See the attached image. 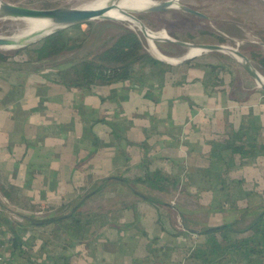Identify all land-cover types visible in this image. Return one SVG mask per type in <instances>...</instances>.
<instances>
[{
  "label": "crops",
  "instance_id": "crops-1",
  "mask_svg": "<svg viewBox=\"0 0 264 264\" xmlns=\"http://www.w3.org/2000/svg\"><path fill=\"white\" fill-rule=\"evenodd\" d=\"M161 62L135 70L128 81L91 89L67 85L68 76L53 80L39 64L0 65V189L7 188L8 199L0 192V258L194 264L187 258L205 237L172 229L166 210L163 228L146 196L201 227L252 220L264 205V150L228 164L226 172H219L222 165L210 175L207 169L213 141L222 135L240 131L264 148L263 91L246 74L230 78L228 63L213 73L198 60ZM220 156L230 161L227 152ZM157 172L173 179L165 191L134 181ZM203 195L209 201L198 203ZM72 208L78 222L23 223L62 218ZM5 222L22 223L15 226L20 251L13 252Z\"/></svg>",
  "mask_w": 264,
  "mask_h": 264
},
{
  "label": "trees",
  "instance_id": "trees-1",
  "mask_svg": "<svg viewBox=\"0 0 264 264\" xmlns=\"http://www.w3.org/2000/svg\"><path fill=\"white\" fill-rule=\"evenodd\" d=\"M89 26L90 22H85L56 31L25 48L17 50V55L14 57L0 52V62L5 63L11 60V64L8 67H12L14 64H18L16 59H14L16 56L23 55L27 58L26 54L28 53L30 56L29 61H23L25 60L23 59L21 63L26 65L39 64L42 66L52 63V67L50 66L51 64L49 66L54 68L56 66H54L52 61L67 53L81 49L82 42L77 40L78 38L84 39L86 37L83 29ZM169 35L180 41L173 32H169ZM216 40L218 44L224 43L222 38L216 37ZM105 47L100 53L92 56L86 55L85 58L71 63L67 68L59 73H54V75L59 76L60 81L63 78V82L65 81L64 76L70 77L71 80L66 83L67 85L91 89L97 86H107L121 81H128L133 78L135 70L143 69L146 65L162 64L161 61L144 50L141 40L131 30L125 29ZM250 55L258 68L264 73V53L262 51H254ZM260 150H264V148L246 142L245 136L240 131L222 135L213 141V145L210 148L209 157L211 159L209 160L207 175L214 173L217 169H213V167L219 165H222L219 172H226L228 164H242L246 159L253 158L256 152ZM223 151L227 152L229 162L227 160L221 161L220 154ZM167 180L160 177L157 172L151 176L147 174L143 178H137L134 181L151 184V188L154 190L165 191L168 186L167 183L173 181V179ZM119 181L126 182L122 179ZM107 185L108 180H103L97 190L104 189ZM6 190L7 188L3 186L0 192L2 197L8 200L4 192ZM148 197L146 196V200L155 205L159 214L158 222L163 228L165 227L162 219H160L162 216H160V213H164L162 210H166V212H170V214L166 213L168 214L166 219L172 229L176 228L185 233L205 237L204 244L190 253L187 258L189 261L192 260L191 262L194 264H221L225 262L250 264L253 261L264 264V205L254 212V217L246 224L245 221H235L230 223L222 222L216 227H201L182 212L171 209L169 205L166 206L164 203L152 199L151 196ZM76 210V208H72L62 218L45 219L43 221L29 218L23 220V223L32 226L59 225L66 218L71 219L72 223H75L78 222ZM248 214L249 212L247 211L242 212L243 218L245 219ZM5 223L8 224L7 231L10 236L9 240L13 243V252H16V250L20 251L21 242L18 236L15 235V226L22 223Z\"/></svg>",
  "mask_w": 264,
  "mask_h": 264
},
{
  "label": "rangeland",
  "instance_id": "rangeland-1",
  "mask_svg": "<svg viewBox=\"0 0 264 264\" xmlns=\"http://www.w3.org/2000/svg\"><path fill=\"white\" fill-rule=\"evenodd\" d=\"M1 1L7 4L36 10L66 8L78 11L82 10V8L92 0ZM153 1L158 5L166 0ZM181 6L197 12L202 15V17L184 12L180 9ZM175 7L176 6H170V9L159 12L144 11L141 13H132L133 16L143 24L142 26L145 28L148 35H150L149 37L162 55L169 58H181L187 54L188 50H198L197 47H190L186 50L185 48L175 47L164 42H154L155 39L165 42L169 41L170 39L166 34L172 40L179 41L169 35V32H173V34L180 39V42L191 44H215L224 45L225 48L229 49L235 48L248 58L251 65L264 77L263 71L258 68L250 55L251 52L254 51H262L264 53V0H180L178 7ZM134 17L132 18L128 16V14L125 15V18L132 20ZM24 27V21L21 19L0 20V37H11L13 34L24 29ZM125 29L136 33L141 40L144 50L158 59L151 53L146 38L144 39L142 34L132 29L128 23L98 18L90 21V26L83 29L86 37L84 39L78 38L77 41L82 42L81 49L67 53L52 61L54 66H56L54 68H51L52 63L43 65L46 69L45 74L54 75V73H59L63 70L62 67H60L61 65L67 68L71 63L85 58L86 55L92 56L100 53L106 48L105 46L107 44L111 43L112 39L121 34ZM152 37H154V40ZM216 37L222 38L224 43L218 44ZM16 51L17 50L5 51L0 49L2 54L10 57L17 55ZM26 56L27 58L23 55L16 56L14 59H16L17 63L21 62L23 59L29 61V54L27 53ZM194 60L209 64L213 73L221 68V65H226L228 63L227 66L230 69H227L229 71L228 76L233 79L237 78L238 74H246L249 76L233 59L218 52L205 53L196 57ZM9 64H11V60L5 63L0 62L1 66H8ZM218 75L219 77L222 76L220 72L217 73V76ZM221 79H223V76ZM250 79L253 82V86L257 87L254 80L251 77ZM200 191L199 189L196 192ZM210 197V195L199 196L198 203L204 204L209 201ZM203 214H207V211L204 210Z\"/></svg>",
  "mask_w": 264,
  "mask_h": 264
},
{
  "label": "water",
  "instance_id": "water-1",
  "mask_svg": "<svg viewBox=\"0 0 264 264\" xmlns=\"http://www.w3.org/2000/svg\"><path fill=\"white\" fill-rule=\"evenodd\" d=\"M172 5L170 1H165L157 6H154L153 8H150L149 12H159L163 11L166 9H170L169 7ZM181 10L184 12H187L192 15H197L201 16L197 12H194L186 7L181 6ZM105 13V10H71V9H66V8H55V9H48V10H36V9H31V8H25L21 6H16V5H11L4 3L0 0V20H5V19H37V18H43V19H52L55 18L57 19L58 27H56L54 30L41 34L37 37H34V40L32 41H18V42H13L9 38H4L0 37V49L3 50V47H7L8 49L12 50H19L22 48H25L28 45H31L40 39L65 28L85 23V22H90L94 19L98 18H103L102 15ZM130 17H134L132 13L128 14ZM105 19V18H103ZM134 19L141 25H143L136 17ZM142 37L145 39L144 34H142ZM154 38V37H152ZM158 42H164L167 44H171L172 46L175 47H181L185 48L186 50L190 47H198L199 50L205 51V53H210V52H218L221 54L225 55V47L224 45H215V44H191V43H186V42H180V41H160L156 40ZM233 49V48H232ZM234 55L237 57L241 58L244 61V65H240L243 70L254 80L257 82V74L258 71L251 65L250 61L248 58H246L243 54H241L237 49H233ZM204 53V54H205ZM200 56V55H199ZM197 56H193L190 59L184 60L181 63H188L192 60H194ZM159 60V59H158ZM161 61V60H160ZM179 64V63H178ZM257 88L260 89L261 91L264 92V84H258L257 82Z\"/></svg>",
  "mask_w": 264,
  "mask_h": 264
},
{
  "label": "bare ground",
  "instance_id": "bare-ground-1",
  "mask_svg": "<svg viewBox=\"0 0 264 264\" xmlns=\"http://www.w3.org/2000/svg\"><path fill=\"white\" fill-rule=\"evenodd\" d=\"M166 1H170L172 3L171 6H176L175 8H177L180 3V0H166ZM156 5L157 3L153 0H92L88 4H86L82 8V10H105V13L102 15L103 18L116 21V22L128 23L132 29L136 30L140 34H144L147 40L148 46L151 50V53L155 57H157L159 60L164 61L166 63L177 64L184 60L190 59L193 56L198 57L199 55L204 54L205 51L198 49V50H193V51L188 50L187 54H185L181 58L166 57L157 50L151 38L149 37L150 35H148L145 28L141 24H139L134 19L132 20L129 18H125L126 14L141 13V12L149 10L150 8H153ZM21 20L24 21V24H25L24 29L18 32L16 31L17 33L13 34L11 37H4V38H9L13 42L32 41L34 40V37H37L41 34L48 33L54 30L56 27H58L57 19L55 18H52V19L37 18V19H21ZM166 36L170 39L169 41H171V38L167 34ZM154 42H158V41L154 40ZM3 50L12 51V49H8L7 47H3ZM233 52H234L233 49L225 48L224 53L225 55L233 59L238 65H241V66L244 65V61L241 58L234 55ZM257 77H258L257 79L258 84H264V77L259 73V71H258ZM254 82L256 86H258L257 82L256 81Z\"/></svg>",
  "mask_w": 264,
  "mask_h": 264
},
{
  "label": "built area",
  "instance_id": "built-area-1",
  "mask_svg": "<svg viewBox=\"0 0 264 264\" xmlns=\"http://www.w3.org/2000/svg\"><path fill=\"white\" fill-rule=\"evenodd\" d=\"M177 64H178V63H177ZM45 75H47V74H45ZM48 75H50V77H51V76H54V77H55V79H53V78H51V79H53V80H57V81H60L59 76H57V75H53V74H48ZM48 75H47V76H48ZM41 215H42L41 212H36V213L33 214V217H34V218H40ZM0 262H1V264H8V260H3L2 258H0Z\"/></svg>",
  "mask_w": 264,
  "mask_h": 264
}]
</instances>
